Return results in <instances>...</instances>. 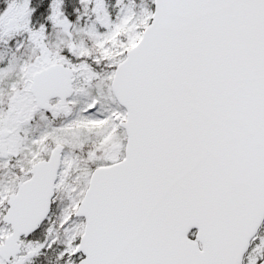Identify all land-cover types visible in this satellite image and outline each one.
Listing matches in <instances>:
<instances>
[{"label": "snow or ice", "instance_id": "6c2138e0", "mask_svg": "<svg viewBox=\"0 0 264 264\" xmlns=\"http://www.w3.org/2000/svg\"><path fill=\"white\" fill-rule=\"evenodd\" d=\"M0 264H264V0H0Z\"/></svg>", "mask_w": 264, "mask_h": 264}]
</instances>
